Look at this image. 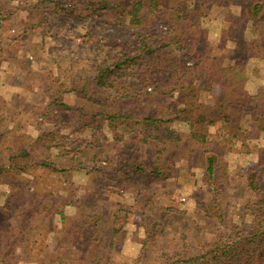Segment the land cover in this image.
Listing matches in <instances>:
<instances>
[{
    "label": "rangeland",
    "instance_id": "rangeland-1",
    "mask_svg": "<svg viewBox=\"0 0 264 264\" xmlns=\"http://www.w3.org/2000/svg\"><path fill=\"white\" fill-rule=\"evenodd\" d=\"M204 1L161 0L169 6L184 4L190 10L198 6L201 11L191 12L190 18L198 23L200 50L232 58L241 55L240 46L221 31L231 27L224 18L225 6ZM55 2L0 0V167L25 163L30 167L31 161L45 159L67 168L59 174L35 166L32 180L39 190L34 200H70L76 207L54 225L41 213L31 222L24 210L25 199L31 195L18 190H26L29 184L23 182L30 177L8 169L0 175V264H160L171 262L166 258L174 255L171 250L186 246L194 252L211 242L216 230H221L218 214L227 229L230 225L248 227L252 213L245 214L250 192L244 179L252 165L264 168V121L250 116L252 104L264 99V12L253 27L241 30L237 24L232 28L240 41L255 38L261 48L247 60L242 92L252 98L241 108L233 129L221 120L205 128L210 142L222 140L228 145L221 150V177L213 191L203 183L197 165L202 144L188 135L182 122L164 125L180 135L175 147L171 148V142L163 150L161 141L143 143L122 125L113 129L100 119L84 125L75 110L80 106L117 107L142 116L156 108H174L176 98L152 91L165 80L162 76L144 80L146 75L133 65L118 73V82L130 81L133 90L107 84L102 91L93 90L89 85L95 72L91 60L101 59L107 50L136 43L137 29L130 24V13L117 21L118 9L85 16L80 6L70 14ZM153 27L158 30L161 25ZM188 73L195 84L202 83L195 72ZM81 87L85 90L80 91ZM103 90L110 92L107 101ZM220 91L219 85L212 84L201 99L211 104ZM52 100L73 109L50 106ZM21 149L28 150L32 160L22 158ZM125 157L147 164L155 161L156 167L169 165L171 177L160 181L135 176L122 182L114 169ZM257 178L264 179V174Z\"/></svg>",
    "mask_w": 264,
    "mask_h": 264
},
{
    "label": "trees",
    "instance_id": "trees-1",
    "mask_svg": "<svg viewBox=\"0 0 264 264\" xmlns=\"http://www.w3.org/2000/svg\"><path fill=\"white\" fill-rule=\"evenodd\" d=\"M204 2L212 3L216 7L224 6L223 4L229 2L239 9L237 12L226 11L224 18L230 22L231 27L223 28L221 31L223 36L233 38L236 47L240 46L241 55L232 58L220 52L212 53L210 49L203 51L198 48V23L196 19L190 18L191 12L201 11L198 6H193L190 10L184 4L183 7L180 4L169 6L163 4L161 0H121L120 2L114 0H56L55 3L60 5L61 9H64L62 7L68 8L67 12L70 14L74 13L76 6H80L85 16H102L110 9H118L117 21L124 19L125 15L130 13V24L137 29L134 33L136 43L122 45V48L113 52L107 50L101 59L91 60L95 72L90 77L89 85L93 86V90L102 91L100 89L105 84L117 88L124 85L123 90H133L130 81L118 82L120 76L118 73L125 67L133 65L135 69L142 70V75H146L144 80L161 76L165 80V84L153 87L152 91L176 98L174 108H168L165 111L162 107L156 108L153 113L142 116L124 113L117 107L108 109L103 105L94 106L92 103L86 108L80 106L75 110L84 125L91 126L99 119L105 121L113 129L122 125L137 135L143 143H152L156 139L161 141L163 143L161 150H163V145L171 146L169 145L171 142L174 143L171 148L175 147L180 135L164 125L182 122L187 126L188 135L202 144L197 165L201 170L203 183L208 187H213L215 191L221 177L219 173L221 150L228 145H224L222 140L210 142L208 140L210 134L205 131V128L221 120L226 128L233 129L232 125L239 119L241 108L248 103V98H252L249 94L242 92L241 79L246 71L247 60L252 56H257L261 47L255 38L240 41L232 28L237 24L240 25L241 30L248 25L253 27L254 21L264 12V0H205ZM156 23L161 25L158 30L153 27ZM103 46L107 49L111 48L108 43H104ZM188 61H191L190 64H187ZM189 71L195 72L196 80H201L202 83L197 85L193 78H187ZM212 84L219 85L221 91L215 102L210 104L202 100L201 95L208 91ZM117 88L115 91L119 90ZM79 90L84 91L85 88L81 87ZM103 92L107 94L103 100L107 101L110 92L108 90H103ZM93 94L96 93L93 92ZM49 105L61 110L73 109L57 100H52ZM250 110L252 119L264 121V99L261 103H253ZM150 130L154 132V135L150 134ZM40 139L43 140V137ZM21 150L19 155L22 158L32 160L28 150ZM14 158V155H10L9 160L13 161ZM31 162L30 167L25 163L22 166L17 165L11 168L28 172L37 167L49 173L59 174L67 171V168L57 167L49 160L43 159L33 164ZM119 163L114 170L116 173L120 172L122 182L129 178L133 179L135 176L165 181L172 174L171 166L156 167L155 161L147 164L135 160L134 157H125L121 158ZM258 167V165H252L251 171L244 179L246 188L250 192L245 202V214L252 213V217L250 216L249 222L246 223L248 227L230 225L227 229L223 225L222 215L218 214L217 223L221 230H216L211 242L194 252L188 250L186 246L171 250L174 255L166 256L167 259L171 258V262L160 264H264V179H256V177H262L264 168L258 169ZM11 168L0 167V175ZM120 191L124 192V190ZM65 202L71 201H59L60 204H55L54 209L63 214L59 207ZM74 206L76 207V203ZM117 231L118 229L112 230L115 233Z\"/></svg>",
    "mask_w": 264,
    "mask_h": 264
},
{
    "label": "crops",
    "instance_id": "crops-1",
    "mask_svg": "<svg viewBox=\"0 0 264 264\" xmlns=\"http://www.w3.org/2000/svg\"><path fill=\"white\" fill-rule=\"evenodd\" d=\"M225 6V11H230V12H237L239 11V9L236 8V6H234L233 4H229L228 3H225L223 4ZM16 171V170H15ZM33 171L34 169L32 170H29L28 172L25 171H18L19 172V175H23V174H26L30 177V179L28 180H24V184H29L27 187H26V190L23 188H20L18 190L20 191H23V192H28L30 193L31 197L29 198V200H26L25 199V205L27 206V208H24L25 212L29 213V219L30 221H35V217L41 213L43 218L47 221H50L51 223H53L54 225V222H56V220L58 219L60 222L64 221L65 219V213H69V211L71 209H73L75 206V203L74 202H65L63 205H60V209L63 211V214H60L59 213V210H56L54 209V206L55 204H60L57 200L55 202V199H50V200H42L41 199H38V200H34V196L36 195L37 193V190H39V188H37V182L35 183L34 180H32V178L35 179V177H33ZM16 189V188H14ZM24 212V213H25ZM32 227V225H31ZM33 229H37V226H33L32 227Z\"/></svg>",
    "mask_w": 264,
    "mask_h": 264
}]
</instances>
